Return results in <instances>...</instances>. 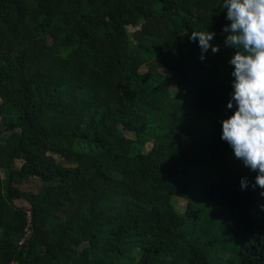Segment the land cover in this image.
<instances>
[{
	"label": "trees",
	"instance_id": "trees-1",
	"mask_svg": "<svg viewBox=\"0 0 264 264\" xmlns=\"http://www.w3.org/2000/svg\"><path fill=\"white\" fill-rule=\"evenodd\" d=\"M225 14L0 0V264H264V195L220 139Z\"/></svg>",
	"mask_w": 264,
	"mask_h": 264
},
{
	"label": "clouds",
	"instance_id": "clouds-1",
	"mask_svg": "<svg viewBox=\"0 0 264 264\" xmlns=\"http://www.w3.org/2000/svg\"><path fill=\"white\" fill-rule=\"evenodd\" d=\"M220 6L229 21L222 27L224 46L233 50L228 60L231 92L225 105L230 111L219 121L220 139L255 173L253 186L264 195V0H220ZM215 37L209 29L192 32L190 40L198 43L202 61L209 50L220 51ZM240 183L246 190L247 178L241 177Z\"/></svg>",
	"mask_w": 264,
	"mask_h": 264
},
{
	"label": "rangeland",
	"instance_id": "rangeland-1",
	"mask_svg": "<svg viewBox=\"0 0 264 264\" xmlns=\"http://www.w3.org/2000/svg\"><path fill=\"white\" fill-rule=\"evenodd\" d=\"M129 31H133V29L132 28H129ZM38 184H39L38 181L29 180V182H27V183H25L23 185V189H28V190L36 191L37 188H38ZM175 201H176V204H177L178 209L182 211L184 209V206L186 204V201L183 200V199H180V198H175ZM15 204H17L18 206H24L26 204V202L25 201H22V200H16L15 201Z\"/></svg>",
	"mask_w": 264,
	"mask_h": 264
}]
</instances>
